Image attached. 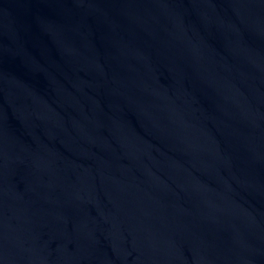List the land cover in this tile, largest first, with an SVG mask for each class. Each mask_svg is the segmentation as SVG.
<instances>
[{"label": "water", "instance_id": "95a60500", "mask_svg": "<svg viewBox=\"0 0 264 264\" xmlns=\"http://www.w3.org/2000/svg\"><path fill=\"white\" fill-rule=\"evenodd\" d=\"M0 264H264V0H0Z\"/></svg>", "mask_w": 264, "mask_h": 264}]
</instances>
